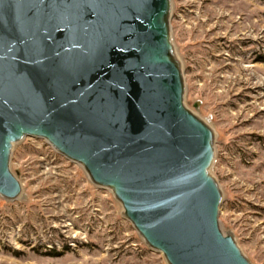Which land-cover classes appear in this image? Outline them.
I'll return each instance as SVG.
<instances>
[{
  "label": "water",
  "instance_id": "95a60500",
  "mask_svg": "<svg viewBox=\"0 0 264 264\" xmlns=\"http://www.w3.org/2000/svg\"><path fill=\"white\" fill-rule=\"evenodd\" d=\"M168 0H0V195L12 142L44 138L112 188L168 264H248L218 229L211 131L182 105Z\"/></svg>",
  "mask_w": 264,
  "mask_h": 264
},
{
  "label": "rangeland",
  "instance_id": "374dc122",
  "mask_svg": "<svg viewBox=\"0 0 264 264\" xmlns=\"http://www.w3.org/2000/svg\"><path fill=\"white\" fill-rule=\"evenodd\" d=\"M182 105L210 129L218 229L248 264H264V0H168ZM19 196L0 195V264H168L113 190L48 140L12 142Z\"/></svg>",
  "mask_w": 264,
  "mask_h": 264
},
{
  "label": "bare ground",
  "instance_id": "6f19581e",
  "mask_svg": "<svg viewBox=\"0 0 264 264\" xmlns=\"http://www.w3.org/2000/svg\"><path fill=\"white\" fill-rule=\"evenodd\" d=\"M20 187H21V185H20ZM21 189V188H20ZM112 189V188H111ZM20 194V193H19ZM19 196V195H18Z\"/></svg>",
  "mask_w": 264,
  "mask_h": 264
}]
</instances>
